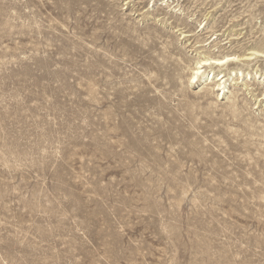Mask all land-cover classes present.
Returning <instances> with one entry per match:
<instances>
[{"label": "rangeland", "instance_id": "obj_1", "mask_svg": "<svg viewBox=\"0 0 264 264\" xmlns=\"http://www.w3.org/2000/svg\"><path fill=\"white\" fill-rule=\"evenodd\" d=\"M253 47L264 0H0V264H264V55L189 83Z\"/></svg>", "mask_w": 264, "mask_h": 264}, {"label": "bare ground", "instance_id": "obj_2", "mask_svg": "<svg viewBox=\"0 0 264 264\" xmlns=\"http://www.w3.org/2000/svg\"><path fill=\"white\" fill-rule=\"evenodd\" d=\"M264 50L258 48H250L247 53L244 54H227L222 57H211V56H204L196 61V65L192 68L191 75L189 77V83H197L201 80L204 83L211 86V90L213 93L216 92L217 96H223L227 93V80L229 78H233V76H239L242 80L249 77L251 74L250 72H246L245 70L238 66V62L245 60V59H255L257 57L263 56ZM233 64V67H229ZM226 65V68L224 66ZM208 67L211 71L207 74H204L206 70L204 68ZM221 69L218 73L215 72V69ZM229 67V68H228ZM229 69V72H226ZM258 74V71L255 72ZM228 76V78H227ZM250 79L252 76L249 77ZM259 79L263 78L264 81V71L258 76ZM264 83V82H263Z\"/></svg>", "mask_w": 264, "mask_h": 264}]
</instances>
